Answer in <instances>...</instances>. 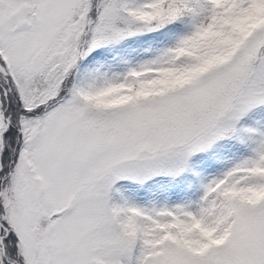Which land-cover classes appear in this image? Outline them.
Masks as SVG:
<instances>
[{
	"label": "snow or ice",
	"instance_id": "6c2138e0",
	"mask_svg": "<svg viewBox=\"0 0 264 264\" xmlns=\"http://www.w3.org/2000/svg\"><path fill=\"white\" fill-rule=\"evenodd\" d=\"M0 264H264V0H0Z\"/></svg>",
	"mask_w": 264,
	"mask_h": 264
}]
</instances>
